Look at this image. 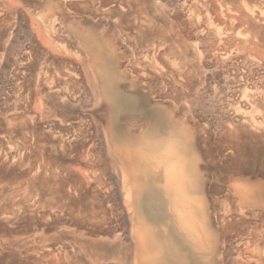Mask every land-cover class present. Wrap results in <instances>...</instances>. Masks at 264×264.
I'll return each mask as SVG.
<instances>
[{
	"label": "rangeland",
	"instance_id": "obj_1",
	"mask_svg": "<svg viewBox=\"0 0 264 264\" xmlns=\"http://www.w3.org/2000/svg\"><path fill=\"white\" fill-rule=\"evenodd\" d=\"M251 13L264 20V0H0V264H127L118 249L97 243L87 220L94 209L114 204L108 190L132 164L118 154L117 160L96 129L93 117L108 112L96 115L101 107L81 63L90 52L79 32L98 42L97 61L109 79L119 78V90L132 96L136 111L152 109L165 124L134 128L125 125L134 113L124 112L122 135L166 137L171 118L174 133L189 140L208 231L219 247L209 264L245 262L255 248L245 243L252 235L264 239V41L244 18ZM53 15L57 36L49 27ZM43 65L67 82L57 84L66 99L36 84ZM134 76L142 84L148 79L149 88L127 91ZM157 127L160 133H153ZM144 141L122 146L139 152ZM236 190L252 192L256 210L238 213ZM104 217L108 226L124 228L116 212Z\"/></svg>",
	"mask_w": 264,
	"mask_h": 264
},
{
	"label": "bare ground",
	"instance_id": "obj_2",
	"mask_svg": "<svg viewBox=\"0 0 264 264\" xmlns=\"http://www.w3.org/2000/svg\"><path fill=\"white\" fill-rule=\"evenodd\" d=\"M66 3L64 1L63 4L66 5ZM55 17L57 16H54L53 18ZM244 18H246V20L251 24L250 27L252 28V30L257 35L259 34L258 35L259 40L264 41V20L259 16H255L254 13H251L250 15L245 16ZM56 20L57 18L54 19V22L53 20H48L50 21V23L51 21L53 22L51 23L52 26L51 24L50 26L48 24V26L51 27L52 29L50 30V32L52 31L51 32L52 34L55 33L54 31H56L58 28L55 27L59 23L58 21L56 22ZM49 27L48 30L50 29ZM71 27L73 28V26ZM43 29L47 30L46 28ZM53 29L56 30L53 31ZM76 32H78V30ZM52 34H50L49 36H51ZM78 36L80 38L81 44H83L84 48L88 52H90L89 55L87 54L85 55V53H82V55L84 54L85 56L83 55L84 57L81 58L82 61L81 63H83V65L85 66L84 68L86 69V75L88 74L87 76H89L86 77V79L89 78L88 79L89 83L91 82L90 84H92L93 86L92 88L94 89L95 106L98 107L100 105L101 107V109L96 110L97 112L96 115H98V111L100 110L103 111L106 109L108 112L106 118L101 117L102 119H100L99 115L97 117H93L94 123L97 125L96 129L99 128V130L101 131L102 134L101 136H103L104 141L106 143L108 142L107 149L109 150V152L112 153V155L114 154L113 155L114 157H116V154H118L121 157V159L126 161L128 159L129 161H131L132 164V166H129L130 168H128L126 172L121 173L123 176L119 179L118 186L115 188V190L114 188H109L108 190L109 192L108 196L114 197L113 200L114 204L110 203L109 201L110 199L107 200L110 203L108 205L102 202L103 204H106V206L108 207L101 208L102 211H97L96 209L93 208L94 214L93 211H91L93 214V218L90 219L85 218L83 222L86 221V219L92 221L93 223L92 225L94 226V231L91 232V234L94 236L96 234L101 239L99 241L96 240L97 243H103V244L106 243L110 248L113 247L116 250L118 249L117 252H119L120 256L124 257L125 261H127V264H209L211 263V261L214 260V257L216 256L219 247L216 243V240L215 239L213 240L212 235L208 231L209 229L208 208L204 196L202 194L199 195L201 191L197 190L196 188L198 185L197 177H195L197 165L195 162L194 150L189 140L186 139L185 135L180 133L181 131L174 133L175 123L172 121L171 118L167 119L166 128L164 126L165 129L164 134L166 135L165 132H168L167 133L168 135L166 137H160V134L162 136V133H160L161 130L158 127L159 125L163 126L164 124V122L160 121L161 118L156 119L157 116L153 114L154 112H151L152 109L151 110L149 109L150 111L146 109H141V110L137 109L136 111L132 96H128L126 95L127 93L124 94L125 91L119 90L120 89V86L118 85L119 78L117 79L118 81L117 80L112 81L111 79H109L108 75L110 73L108 72L107 69L105 70L103 68L100 59L97 61V56L99 55V53L102 52L101 48L98 46L99 44H97L98 42L96 43L95 42L96 40H92L89 36L83 33L80 34V32L78 33ZM45 38L49 40L48 39L49 37L47 38L46 35ZM49 41L51 42V40ZM58 50L59 48H57L56 51ZM90 54L92 55L91 57H89ZM49 60L50 59L48 58V61ZM46 61L47 60H45V62ZM19 67H21L22 69V66ZM133 71H134L133 73H136L135 71L137 70H133ZM36 72H38V74L36 73L37 75H35L37 76V78H35L37 79V83H36L37 85L43 84L47 86L50 90H52V92L55 95L63 99H66V97L69 96V95H64L62 92H60L61 90L59 89V87H57V84L58 82L63 84L61 82V79L56 80V78L53 77L54 74L53 75L51 74L52 77L48 75L47 74L48 72L44 70V65L43 67H40L38 70L36 69ZM54 73H56V71ZM58 73H56L57 75L55 74L57 78L60 77V75L58 76ZM67 74L65 75L64 73L62 74L63 81L67 80L68 78L67 76H69L71 72L68 75ZM70 76L72 78V75ZM134 77H135L134 80L129 81V86H128L129 90L127 91H132L133 89L138 88L140 85L141 86L145 85L149 88V82H147L148 79L147 81L143 82L144 84H142V80H140L139 77L137 76ZM77 78L74 77L72 81L76 80ZM65 85L63 84L62 86ZM78 85H80V82ZM78 85H76L75 87L77 88ZM68 86L69 85H67L66 87ZM84 89L85 88H83L82 90ZM68 90H72V89L70 88ZM79 91L77 90V92ZM124 112L134 113V115L132 114V116L125 121V125L131 127L135 126L134 128L138 127L139 129L141 128L145 129L146 127L147 128L151 127L152 129L153 127H155V125H158L157 127L158 130H154L152 132L153 133L155 132L156 134L160 133L158 134L159 136L155 134L149 135V133H147L149 135L147 136L145 133V135L142 134L143 136H145L143 137L140 134L143 131L139 132L140 134L139 138L132 136L130 133L127 135H125L124 133L122 135L121 122L123 119L121 118V115ZM159 121L162 124L159 123ZM256 122H253L251 120V122L249 123L250 125L251 123L255 125ZM230 137H233V133L232 135H230ZM140 138L141 140L144 139L145 143L143 144L144 145L143 150L139 152H130L128 148L122 146L123 143L126 141L130 140L132 143H134L135 140ZM234 138H236V136ZM234 138H233V145L235 144L234 142H237L234 140ZM92 157L93 156H90V158ZM90 160L92 161V159ZM117 160L119 159L117 158ZM251 193L252 192L250 191L236 190V193L234 195L238 198L236 205L237 206L236 209L238 210L237 211L238 213L242 212L243 214L244 213L247 214L246 210L250 212V209L256 210L255 208L259 206L258 201H257L258 203L256 201H253L256 198L250 200L252 198ZM95 194L96 196L98 195L97 193ZM105 198L108 199L109 197L107 198L105 196ZM234 199L236 198L234 197ZM252 201L254 203H257V205L254 206L250 204ZM228 204L226 205V207L229 206ZM93 206L94 207L96 206L95 208H97L95 202ZM103 206L104 205H102V207ZM229 208H227V210H229ZM115 212H116V216L120 217V219L122 217V220L125 223L124 228L121 229L120 231L115 229L114 226L116 225L112 226L111 224L112 227L108 226L110 220L108 221L107 218L104 217L108 215H114ZM98 213L102 214V217H100V219L98 217ZM235 216H237V214L233 215V217ZM235 221L239 222L240 220L238 221L236 219ZM239 223L241 224V222ZM127 224L128 227H126ZM118 225L120 224L118 223L117 226ZM104 226H108V227H104ZM230 229L231 228L226 227L224 232L226 233ZM263 232L264 229L260 233L263 234ZM259 236L254 238V236L252 235L250 241H248V243H245L247 249L251 250V247L253 246L255 248L253 247L254 248L253 251L248 250L251 253V256L247 257L245 262H241L242 264H264V253L261 251L263 250V248H260L263 242L262 240L264 239L262 237L261 239ZM96 241L93 240V242ZM112 244L114 246H111ZM237 258H239V256Z\"/></svg>",
	"mask_w": 264,
	"mask_h": 264
}]
</instances>
